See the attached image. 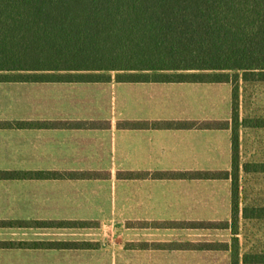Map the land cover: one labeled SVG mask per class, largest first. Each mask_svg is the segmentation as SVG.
<instances>
[{
	"label": "crops",
	"instance_id": "0c3cea01",
	"mask_svg": "<svg viewBox=\"0 0 264 264\" xmlns=\"http://www.w3.org/2000/svg\"><path fill=\"white\" fill-rule=\"evenodd\" d=\"M232 94L225 81L118 80L114 75L108 81L0 80V121L33 123L0 126V171L96 175L0 178V220L94 222L101 225L102 241L97 249L0 244V264H231L220 250L165 246L182 237L197 240L198 230L146 225L231 221V179L152 174L230 171L229 127L187 123L229 121ZM170 121L183 124H165ZM42 122L54 125L37 124ZM129 172L135 176H122ZM24 228L50 241L94 234L57 226ZM17 234L0 231V241Z\"/></svg>",
	"mask_w": 264,
	"mask_h": 264
},
{
	"label": "trees",
	"instance_id": "16d2710c",
	"mask_svg": "<svg viewBox=\"0 0 264 264\" xmlns=\"http://www.w3.org/2000/svg\"><path fill=\"white\" fill-rule=\"evenodd\" d=\"M0 70L94 74L113 71H233L234 79L228 75L226 78L206 79L191 73V76L163 80L230 82L233 85L232 119L237 122L240 81L264 82V0H0ZM110 78L56 79L108 81ZM141 79L148 78L118 80ZM31 124L0 121L1 127ZM90 124L94 123H84ZM165 124L176 127L183 123L170 121ZM187 124L228 127L226 122ZM232 153L231 173L197 171L152 175L231 178V227L234 241H237L240 166L236 130L232 135ZM125 175L135 176L130 172ZM30 176L96 175L0 171L3 178ZM243 216L247 217L246 208ZM231 264H240L238 253L232 254Z\"/></svg>",
	"mask_w": 264,
	"mask_h": 264
},
{
	"label": "rangeland",
	"instance_id": "374dc122",
	"mask_svg": "<svg viewBox=\"0 0 264 264\" xmlns=\"http://www.w3.org/2000/svg\"><path fill=\"white\" fill-rule=\"evenodd\" d=\"M184 73V74H180ZM196 73L199 77L206 79L229 78L234 79L233 71H150V72H105V73H70V72H47V71H16L0 70V80L26 79V78H174L181 75L191 76ZM233 86V85H232ZM238 104V121L234 122L232 117L228 124L232 132L236 130L239 136V206L240 219L238 225L239 233L237 241H234L232 233V219L230 222L213 223H152L146 226L163 228H187L198 230L202 234L198 239L189 241L190 237H182L180 240L168 242L165 246L186 247L194 249H215L227 252L232 259V254L238 253L240 264H264V82L240 81ZM215 125V124H214ZM233 155V153H232ZM233 158V156H232ZM232 172V168L230 173ZM122 176H126L123 174ZM129 177V176H127ZM132 177V176H131ZM3 178V177H0ZM231 179V178H229ZM232 184V179H231ZM244 208L247 209V217L243 216ZM57 226L67 228L69 231L92 232L89 236H68L70 238L60 240H39L41 236L30 235L34 230L24 227ZM131 226L130 224L127 225ZM141 226V225H139ZM100 224L89 223H53V224H19L0 220V231L18 233L15 239L1 240L0 244L6 247H46L54 246L60 248L75 249H97L102 241L98 239ZM228 228V229H227ZM117 231L114 227L108 229ZM27 231L29 234L23 235ZM112 233V232H111ZM67 237V236H66ZM200 239V240H199ZM219 239V241H213ZM112 240V239H110ZM109 240V242H110ZM114 241V240H113ZM209 241V242H207ZM126 246H131L127 242ZM156 246V245H153ZM161 246V245H159Z\"/></svg>",
	"mask_w": 264,
	"mask_h": 264
}]
</instances>
